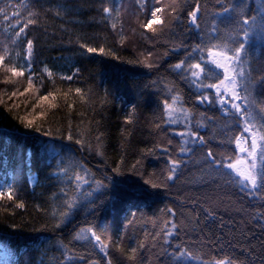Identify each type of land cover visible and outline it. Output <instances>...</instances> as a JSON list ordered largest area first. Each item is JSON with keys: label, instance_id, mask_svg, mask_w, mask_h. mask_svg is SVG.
<instances>
[{"label": "trees", "instance_id": "obj_1", "mask_svg": "<svg viewBox=\"0 0 264 264\" xmlns=\"http://www.w3.org/2000/svg\"><path fill=\"white\" fill-rule=\"evenodd\" d=\"M5 1L8 0L2 3ZM22 1L11 0V11L19 13L21 21L27 10L17 6ZM32 2L42 14L39 26L29 27L35 44L32 61L51 70L52 77L66 75L73 79L59 84L57 81L62 79L41 75L32 66L28 69L24 48L20 65L8 60L0 65V183H6L0 195V247L7 245L0 250V264H65L58 241L75 249L76 256L70 264H89L92 260L106 264L104 253L93 243L72 239L80 227L87 225L96 227L109 244L108 255L113 264H202L200 260H174L171 249L181 242L194 252L202 250L205 261L226 254L248 257L237 245L252 248L257 257L252 264H261L264 221L253 219V215L264 201L249 199L238 184L229 182V169L215 165L209 168L205 161L207 148L221 158L231 155L238 124L218 104L196 99L213 90L199 88L190 79L182 78L190 77L186 69L170 67L192 53L193 45L208 42L214 19L218 40L227 39L228 33L238 27L237 13L226 14L235 17L231 20L216 16L221 5L249 3L245 11L257 15L255 5L259 0H199V28L190 27L187 17L196 0H177L174 6L180 10L181 18L171 31L152 33L134 26L133 39L123 44L120 34L111 29L109 14H104L105 7H115L111 0ZM137 7L133 5V13L139 11ZM12 23L15 25V21ZM256 24L259 26L261 21L258 19ZM20 39L25 42L23 35ZM85 44L103 47L115 56L99 51L89 53L82 47ZM149 52L153 67L129 63L143 61ZM248 52L250 79L256 84L253 95L259 105L264 101V83L260 80L264 77V28H257ZM196 56L193 53L188 60L194 62ZM12 66H21L25 75L11 77L7 68ZM207 67L212 68L211 64ZM213 70L220 75L219 70ZM29 75L34 87L25 92ZM76 88L81 89L80 94ZM169 89L179 93L184 106L191 109L192 128L205 137L206 145H189L192 152L178 151L182 138L177 133L187 125L183 119L177 124L162 123L166 119L163 101L174 94ZM49 92L57 93L55 108L47 102L38 104L39 97ZM200 113L212 118L204 119V127L197 123L202 119ZM17 117H35L34 124L42 131L25 128ZM157 124L161 127L157 128ZM46 130L53 135L44 136L42 132ZM69 131L72 140L67 139ZM96 136L100 137L99 142ZM81 139L85 141L83 146L76 143ZM169 139L172 144L168 150L157 147ZM44 143L60 149V154L46 155L42 151ZM169 156L183 160L176 178L167 181L166 188H152L147 181L167 172ZM18 167L27 169L26 176L19 177L20 182L3 174L9 168L18 171ZM117 167L120 172L115 171ZM60 168H66L67 175ZM84 171L90 173L87 179L91 187L82 184L75 191L76 181L70 182V178ZM93 180H102L104 186L97 189ZM9 188L12 199L8 198ZM65 192L74 194L77 204L57 228L58 213L65 210L68 199ZM20 203L24 207H19ZM169 207L176 210L175 219L181 227L171 243L163 245L168 253L160 255L161 242L152 247V237L160 232L163 220L169 218L165 211ZM207 207L213 208L216 215L208 216ZM142 242L145 246L140 248ZM133 247L138 249L135 261L128 259Z\"/></svg>", "mask_w": 264, "mask_h": 264}, {"label": "snow or ice", "instance_id": "obj_2", "mask_svg": "<svg viewBox=\"0 0 264 264\" xmlns=\"http://www.w3.org/2000/svg\"><path fill=\"white\" fill-rule=\"evenodd\" d=\"M217 3H220V0H216ZM157 3H160V0H157ZM177 0H173V4L169 5L166 8L153 7L150 13V18L143 22L140 26L142 29H147L152 33H163L165 30L171 31L176 21L180 20V10H178ZM29 5H25V8H28ZM143 7V5H142ZM248 7L246 3H241L239 5L228 3L221 5L220 11L216 13L217 17L223 16L225 19H235L233 16H227L228 13H237L239 15V20H237L238 27L232 32L228 33L227 39L218 40L217 35L219 29L216 25L215 19L212 22L210 29V39L207 43H198L192 46V53H188L185 59H181L174 65L170 67L184 70L190 73L189 76H183L182 78L190 79V82L194 86L203 89L214 90L211 94L204 92L196 97L201 103L208 104H218L221 111L227 116H231L235 122L242 123L243 131L240 136H237L232 141L239 148L240 153L245 154V158H240L238 156H227L223 155V158L218 157L213 153L211 148H207L205 154V161L208 163V167L219 166L221 168H226L230 170V181L231 183L238 184L240 186V191L245 193L249 197L258 198L264 201V101H261L257 105V101L253 95V90L256 86L255 82L250 79V60L248 52V47L250 40L254 36L258 27L264 28V0H259L257 15H249L245 9ZM112 8H104V12L111 14ZM5 9L0 7V13H4ZM201 12V5L199 0L193 5V10L187 13L188 22L191 25H194L196 28L200 27L199 15ZM60 13L57 12V15ZM40 12L28 11V18L23 22L20 19L19 13H13L11 17H8L5 14V20L9 21L8 27H15L14 39L12 43L14 44L17 39L23 35L25 37V56L24 59L28 63V69L31 68V61L34 56L35 44L34 40L28 38L27 29L29 26H39V21L41 18ZM119 13H117V16ZM164 17V18H162ZM261 21V24L258 26L256 24L257 20ZM12 21H15L13 25ZM112 28L117 29V23H112ZM135 29H133V32ZM120 43L125 42L126 37L122 34L123 29H120ZM183 46V45H181ZM86 48L87 52L95 53L97 51L115 56V53H112L110 50H107L103 47L94 48L89 47L88 45H82ZM193 53H196V59L194 62H190L188 57H191ZM152 57V53L149 52L143 61H129V63H144L147 67H153V63L149 62V58ZM11 51L9 50L8 44L5 43L2 45V51H0V65H4L5 61H11ZM120 59L119 57H116ZM211 64L212 68H208L207 65ZM213 69L219 70L220 75L217 76ZM7 71L11 74V77H23L25 75V70H21L15 66L8 67ZM47 71L48 77H52L53 73L49 69ZM76 72H79V69H76ZM66 79L72 80L73 76H67ZM213 80L215 82H213ZM261 82L264 83V77L260 78ZM205 81H208L207 83ZM7 82V81H6ZM34 87L32 76L29 75L27 79V87L24 89L25 92H28ZM169 91L174 92L170 99H165L163 101L164 105V117L162 123L168 124H177L183 119L184 123L187 125L184 131H179L177 135L182 138L181 146H179L178 151L180 153L192 152L193 148L189 145H196L197 143L201 145H206L207 141L205 137L200 135L198 131L193 130L192 128V111L188 109L183 104V98L179 93H175L174 89H169ZM75 92L80 94L81 89L76 88ZM23 93H21L22 95ZM13 96L16 95L15 92L12 93ZM65 96L68 93H64ZM57 93L49 92L47 95L39 97L38 104H43L47 102L50 107L55 108L57 105L53 103L56 99ZM49 97L52 99L50 100ZM258 108V110H257ZM43 116V112L40 113ZM202 119L197 121V123L204 127V119H212L206 117L204 113L199 114ZM21 124L25 128L33 129L37 132H41L42 129L39 126L34 124V119H27L26 117H17ZM157 128H160L161 125L157 124ZM44 136H52L53 133L51 130L43 131ZM102 135V134H101ZM167 135V133H165ZM68 140L73 139L71 131L67 135ZM96 141L99 142L100 137H95ZM243 144L248 145V147L242 146ZM76 143L85 144L83 139L77 140ZM172 141L169 139L167 144H158L157 147L164 150H168L167 146L171 145ZM89 148L92 147L91 144L87 145ZM42 151L46 155L57 156L60 154V149L55 147L50 143H44L42 145ZM152 151V150H149ZM102 154V153H101ZM169 168L166 173L162 174V177H158L155 180L149 179L148 184L152 188H166L168 187L167 181L174 180L177 175V170L181 164H183L182 159H172L169 156ZM60 172L67 175L66 168H60ZM116 172H120L121 169L117 167ZM88 171H84L83 174L76 173L74 177L70 178L71 180L76 181L75 191H79L82 184H91L87 177L89 176ZM92 183H95L97 189L104 186L102 180H93ZM12 189H8L9 199H12L11 196ZM63 191V190H62ZM91 194V193H89ZM0 195H3V191L0 190ZM65 195L68 196V199L65 201V210L58 213L59 220L55 227L59 228L60 225L65 223L67 217L70 215L72 208L76 207L77 197L72 194L65 192ZM195 203V201H192ZM19 207H24L23 203L18 205ZM166 215L168 219H164L162 222V228L155 236L152 237V247H157V241H160V247L162 251L160 255L168 253V248H164V244H170L171 238L174 235H178L181 223H178L175 219L176 210L174 208H167ZM206 211L208 216H215L216 213L211 207H207ZM57 215V213H53ZM259 218L261 221H264V205L260 209L256 210L253 219ZM73 240L75 241H84L93 243L95 247L99 248L105 256L106 264H113L111 257L108 255L109 244L105 239L98 234L96 227L87 225L80 227L73 235ZM62 246V256L65 264H70V262L75 258L76 252L75 249L70 247L68 244H64L62 241H58ZM145 245L142 242L139 247L143 248ZM241 249L242 253H247L248 257H251V260L248 257L241 258L240 256L235 255H224L222 257L213 256L207 261L203 260L202 250L194 252L191 250L186 243H179L171 249L170 255L174 258L175 261L181 259L184 260H200L202 264H252V261L257 259L254 249L247 248L241 245H237ZM2 250V249H0ZM138 249L133 247L128 255V259L135 261L137 258ZM261 264H264V256L260 257ZM89 264H99V261L92 260L89 261Z\"/></svg>", "mask_w": 264, "mask_h": 264}, {"label": "bare ground", "instance_id": "obj_3", "mask_svg": "<svg viewBox=\"0 0 264 264\" xmlns=\"http://www.w3.org/2000/svg\"><path fill=\"white\" fill-rule=\"evenodd\" d=\"M2 1L3 0H0V7L4 8L5 9V12L4 13H0V51H2V45L5 44V43H7L8 44V47H9V50L11 51V57H12L11 58V62L12 63L17 62L19 64L22 61V59H23L21 56L23 55L22 50L24 48L25 42L22 39L19 38V39L16 40V42L14 44L12 43V40L15 38L14 37V32H15L16 29H15V27H11V28L8 27L9 21L8 20H5L4 17H5V14H7L8 17H11V15L13 13L11 11V9L13 8L14 2L12 4L11 3V0L5 1L3 3H2ZM132 2L136 6H139V7H137V9H139L140 6L142 7V5H141L142 3H140L139 0H111V5H114L115 6L112 9L113 10L112 13L109 14L111 25L114 22V19L113 18L115 16V11H117L116 10V7H120L119 10H121L122 8H126L127 11H129V10L132 11V10H134V8H133V5L134 4ZM19 5H21L22 7H25V5H29V7L27 8V10H25V12H24V17L22 19V22L26 18H28V11L37 12V9L35 7V4L32 2V0H24L20 4L18 2L17 3V6H19ZM248 5H249V3H248ZM255 7L258 8V4L255 5ZM126 10H122V11H119V12L124 13V11H126ZM104 14L105 15L106 14L108 15V13H105V12H104ZM124 14L120 17V24H118L119 29L123 27V30H125V29L128 28V25H127L128 23H126L127 16H125ZM137 18L139 20L140 19L141 20L144 19L143 16H138V15H137ZM188 25L190 27H195L194 25H191L189 22H188ZM118 27H117V29H113V28H111V29H112V31H115L117 33L118 32ZM29 29L30 28L27 29L28 35L30 33L29 32ZM28 38L31 39L32 36L29 35ZM38 63H39V61H31L32 68L36 69V71H38L41 75L42 74H46L47 71H45V69H47V68H45V66L42 65L41 63L40 64H38ZM26 64L28 65L27 62H26ZM36 64H38V65H36ZM40 66H41V68H40ZM18 67L21 68V66H18ZM22 69H23V67H22ZM66 77H67L66 75L64 77H61V76L58 75V76L52 77V79L53 80H56L58 78L59 79H62V80H58L57 82H60L59 84H64L65 85V84H68V82H71L72 81V80L66 79ZM62 82H65V83H62ZM33 84H34V82H33ZM235 123L240 126V123H238V122H235ZM208 145H211V144H208ZM230 152H231L230 153L231 154L230 156H233V151H230ZM18 169H19L18 171H13L12 169L9 168L7 171L5 170V172H3V174H5L9 178L15 179L16 181L20 182L21 179L19 177L20 176H23V174H25V176H26L27 169H25L24 167H20V168L18 167ZM25 179H27V177ZM5 184H6L5 181H2L0 183V190H3L4 189ZM247 197L250 199L249 196H247ZM251 198H253V197H251ZM6 246H7L6 244H2V246L0 247V249L2 247L5 248Z\"/></svg>", "mask_w": 264, "mask_h": 264}, {"label": "rangeland", "instance_id": "obj_4", "mask_svg": "<svg viewBox=\"0 0 264 264\" xmlns=\"http://www.w3.org/2000/svg\"><path fill=\"white\" fill-rule=\"evenodd\" d=\"M139 2L142 3L141 5H143V7H140L138 9L139 11H137L136 13H133V11H130V10L127 11L126 8H122L121 10H119L120 7H116V10L117 11H115V16H114L113 19H114V22L117 23V25L120 24V17L124 13H125L124 15L127 16L126 23H128L127 24L128 25V28L126 27L127 29L123 30V32H122V34L126 37L125 42L131 41L133 39V34H135V31L133 32V29H135L136 26H137V28L138 27H141L140 25L143 22H146V20L148 18H150V13H151V10L153 9V7H161V6H164L166 8V11H167V7L169 5H172L173 4V0H160V3H157V0H139ZM122 10H126V11H124V13L119 12V11H122ZM117 13H119L118 16H117ZM137 15L138 16H143L144 19H142V20L140 19L139 20L137 18ZM162 18H164V17H162ZM137 23H139V25H137ZM120 29L118 27V32H117L118 35L119 34L121 35ZM122 29H123V27H122ZM144 30L148 31L147 29H144ZM242 131H243V125H242V123H240V126L238 125V129H237V136H240L241 133H242ZM233 145H234L233 157L238 156V157H240L242 159L245 158V154L239 152V148L237 147V145H235V143H233ZM242 146L248 147V145L243 144V141H242Z\"/></svg>", "mask_w": 264, "mask_h": 264}]
</instances>
